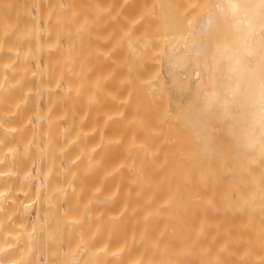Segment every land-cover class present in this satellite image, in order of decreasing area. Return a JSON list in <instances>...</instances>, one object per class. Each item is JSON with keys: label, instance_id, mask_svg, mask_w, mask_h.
<instances>
[{"label": "bare ground", "instance_id": "bare-ground-1", "mask_svg": "<svg viewBox=\"0 0 264 264\" xmlns=\"http://www.w3.org/2000/svg\"><path fill=\"white\" fill-rule=\"evenodd\" d=\"M194 6L0 0V264H264V0ZM211 29L229 128L185 107L181 142L174 58Z\"/></svg>", "mask_w": 264, "mask_h": 264}, {"label": "rangeland", "instance_id": "rangeland-1", "mask_svg": "<svg viewBox=\"0 0 264 264\" xmlns=\"http://www.w3.org/2000/svg\"><path fill=\"white\" fill-rule=\"evenodd\" d=\"M195 6L189 10V15L198 16L203 11L209 0H194ZM192 10V11H191ZM183 21V20H182ZM184 23L180 24V27H185ZM212 39L208 42V49L206 52L202 50L204 43L197 39L195 32H191V37H188L186 41H183L180 45V50L176 53L174 61L176 62L177 71L174 73L172 79L171 97L170 101L166 104L168 126L167 130H172L177 134L178 138L182 142L183 139L189 136L187 128L177 118V112L185 107H194L195 109L203 110L202 113L208 114L214 122L218 123L223 129L228 130V125L223 111V101L220 95V86L223 81L222 74L219 70L223 61L229 59V55L226 56V50L228 51L229 43L231 40H227L225 35L216 36L214 30H210ZM199 37L201 35L199 34ZM175 38V37H174ZM230 41V42H229ZM173 47L176 41H172ZM194 46L196 51H194ZM205 59L208 64V69L205 70L201 63ZM232 63V59L230 61ZM231 63H228L230 65ZM200 69L205 72V86L199 91L195 82L192 79V73L194 69ZM181 74L184 76L181 77ZM212 140V146H215L219 150L218 154L225 156L230 153L227 149V145L230 141L229 135L222 133H213L209 136ZM216 143V144H215ZM179 144V143H178ZM181 145V144H180Z\"/></svg>", "mask_w": 264, "mask_h": 264}, {"label": "clouds", "instance_id": "clouds-1", "mask_svg": "<svg viewBox=\"0 0 264 264\" xmlns=\"http://www.w3.org/2000/svg\"><path fill=\"white\" fill-rule=\"evenodd\" d=\"M232 13H233L234 15H239V14H240V8H239L238 5H234V6L232 7Z\"/></svg>", "mask_w": 264, "mask_h": 264}]
</instances>
